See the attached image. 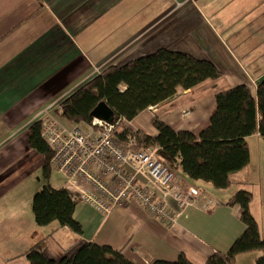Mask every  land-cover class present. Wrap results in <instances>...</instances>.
<instances>
[{
	"label": "crops",
	"instance_id": "0c3cea01",
	"mask_svg": "<svg viewBox=\"0 0 264 264\" xmlns=\"http://www.w3.org/2000/svg\"><path fill=\"white\" fill-rule=\"evenodd\" d=\"M162 48L210 61L222 76L178 90L126 126L155 136L151 120L157 118L197 136L209 123L216 94L244 85L256 98L264 80V0H0V264H28L22 254L40 242L54 261L93 243L121 251L133 264L174 262L179 254L204 264L244 232L238 211L225 204L239 190L252 194L250 210L264 239V143L258 133L247 139L248 167L231 177L226 191L175 172L200 196L184 209L167 200L170 225L132 202L108 215L79 202L74 219L81 236L57 223L36 226L32 199L42 187L44 159L27 143L36 115L96 76L95 69L121 67ZM58 174L59 188L73 194ZM49 184L58 188L51 178ZM205 200L211 209L203 208ZM259 256L243 255L235 264H254Z\"/></svg>",
	"mask_w": 264,
	"mask_h": 264
},
{
	"label": "trees",
	"instance_id": "16d2710c",
	"mask_svg": "<svg viewBox=\"0 0 264 264\" xmlns=\"http://www.w3.org/2000/svg\"><path fill=\"white\" fill-rule=\"evenodd\" d=\"M221 76L210 61L162 48L124 66L105 67L61 98L52 114L70 124L89 126L92 111L104 103L114 113L113 124L118 123L115 131L118 140L125 141L131 136L136 150L156 148L158 158L190 183L226 191L232 185L231 177L249 165L247 139L258 133L264 143V80L256 86L255 99L244 85L216 94L209 123L197 136L187 131L175 132L157 118L151 120L157 132L155 136L126 126L140 113L172 100L178 90L188 91ZM27 143L44 159L42 177L45 184L32 199L36 226L57 223L60 228L81 236V226L74 219L80 201L66 189H54L49 184L52 152L41 139L38 121L29 127ZM252 201V194L245 190L236 191L227 199L226 206L238 211L237 218L244 232L227 252L214 253L204 264H235L238 257L252 253L260 254L254 264H264V239L250 210ZM42 244L22 254L28 264H133L121 251L93 243H84L71 255L54 261L44 254ZM152 264L192 263L184 254H179L174 262L155 261Z\"/></svg>",
	"mask_w": 264,
	"mask_h": 264
},
{
	"label": "built area",
	"instance_id": "2783aa9c",
	"mask_svg": "<svg viewBox=\"0 0 264 264\" xmlns=\"http://www.w3.org/2000/svg\"><path fill=\"white\" fill-rule=\"evenodd\" d=\"M57 103L38 113L36 122L40 123L41 139L52 152L51 168L65 177L68 189L81 203L108 215L132 202L162 225H170L174 218L167 200L178 209L197 201L199 189L183 185L158 158L156 148L136 150L131 136L118 140V123L92 119L89 126L79 124L84 128L64 127L52 116ZM212 207L210 200L204 201V209Z\"/></svg>",
	"mask_w": 264,
	"mask_h": 264
},
{
	"label": "water",
	"instance_id": "95a60500",
	"mask_svg": "<svg viewBox=\"0 0 264 264\" xmlns=\"http://www.w3.org/2000/svg\"><path fill=\"white\" fill-rule=\"evenodd\" d=\"M91 118L107 124H112L114 121V113L104 103H100L91 113Z\"/></svg>",
	"mask_w": 264,
	"mask_h": 264
},
{
	"label": "rangeland",
	"instance_id": "374dc122",
	"mask_svg": "<svg viewBox=\"0 0 264 264\" xmlns=\"http://www.w3.org/2000/svg\"><path fill=\"white\" fill-rule=\"evenodd\" d=\"M195 1L198 2L199 0H195ZM50 178H51V180H53L54 186L58 187V188H54V187L53 188L54 189H60L59 186H61V184H62V179H63L62 176L59 175L55 170H51ZM41 181H42V186H43L45 184V181L42 178H41Z\"/></svg>",
	"mask_w": 264,
	"mask_h": 264
}]
</instances>
